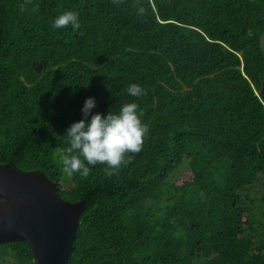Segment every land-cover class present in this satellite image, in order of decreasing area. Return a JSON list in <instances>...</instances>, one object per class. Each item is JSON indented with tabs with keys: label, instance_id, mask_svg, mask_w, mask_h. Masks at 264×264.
Wrapping results in <instances>:
<instances>
[{
	"label": "trees",
	"instance_id": "1",
	"mask_svg": "<svg viewBox=\"0 0 264 264\" xmlns=\"http://www.w3.org/2000/svg\"><path fill=\"white\" fill-rule=\"evenodd\" d=\"M66 10L77 32L53 28ZM263 30L264 0H0V163L84 202L68 264H264ZM128 102L142 150L67 175L70 125ZM8 263L34 264L26 241Z\"/></svg>",
	"mask_w": 264,
	"mask_h": 264
},
{
	"label": "water",
	"instance_id": "2",
	"mask_svg": "<svg viewBox=\"0 0 264 264\" xmlns=\"http://www.w3.org/2000/svg\"><path fill=\"white\" fill-rule=\"evenodd\" d=\"M258 44L264 54V30ZM84 208L81 200L63 199L43 172L0 163V243L26 241L34 264H68Z\"/></svg>",
	"mask_w": 264,
	"mask_h": 264
},
{
	"label": "clouds",
	"instance_id": "3",
	"mask_svg": "<svg viewBox=\"0 0 264 264\" xmlns=\"http://www.w3.org/2000/svg\"><path fill=\"white\" fill-rule=\"evenodd\" d=\"M30 0H25V3ZM113 4H122L124 0H112ZM25 10V5H20ZM38 8L33 9L37 11ZM146 13L143 5H138L137 15ZM53 28H67L71 26L73 32L80 29L79 13L66 10L60 13L53 21ZM127 93L133 97L145 94L144 89L136 84H130ZM92 97L85 99L82 107L84 117H88L95 107ZM136 102L124 103L118 112H99L91 115L89 120L80 119L73 122L66 130L70 146L61 153L63 171L71 176L80 173L87 177L90 173L89 165H107L104 169L106 175H113L131 162L132 155L140 152L143 142L149 134V126L142 121L143 111L138 110Z\"/></svg>",
	"mask_w": 264,
	"mask_h": 264
},
{
	"label": "built area",
	"instance_id": "4",
	"mask_svg": "<svg viewBox=\"0 0 264 264\" xmlns=\"http://www.w3.org/2000/svg\"><path fill=\"white\" fill-rule=\"evenodd\" d=\"M8 264H11V263H8Z\"/></svg>",
	"mask_w": 264,
	"mask_h": 264
}]
</instances>
